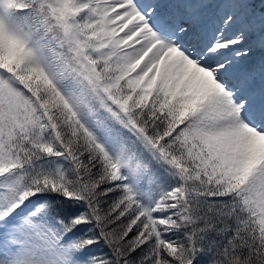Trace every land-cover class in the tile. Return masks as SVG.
<instances>
[{
    "label": "snow or ice",
    "instance_id": "snow-or-ice-1",
    "mask_svg": "<svg viewBox=\"0 0 264 264\" xmlns=\"http://www.w3.org/2000/svg\"><path fill=\"white\" fill-rule=\"evenodd\" d=\"M0 264H264V0H0Z\"/></svg>",
    "mask_w": 264,
    "mask_h": 264
}]
</instances>
